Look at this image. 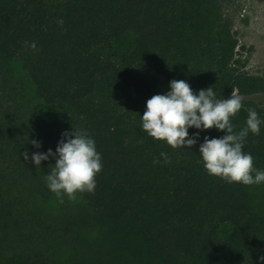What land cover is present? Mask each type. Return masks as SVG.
Listing matches in <instances>:
<instances>
[{"label":"trees","instance_id":"1","mask_svg":"<svg viewBox=\"0 0 264 264\" xmlns=\"http://www.w3.org/2000/svg\"><path fill=\"white\" fill-rule=\"evenodd\" d=\"M223 2L0 0V62L19 61L53 112L52 150L64 131L84 129L103 164L95 191L76 194L75 218L36 209L55 159L37 173L22 155L37 150L20 143L0 104V264H61L62 247L92 229L65 264H264V184L226 183L198 156L204 136L224 133L201 131L196 145L174 149L140 130L146 101L173 79L223 99L264 93V77L244 71ZM248 108L264 118V106L243 100L237 129ZM244 151L264 169V127Z\"/></svg>","mask_w":264,"mask_h":264},{"label":"clouds","instance_id":"2","mask_svg":"<svg viewBox=\"0 0 264 264\" xmlns=\"http://www.w3.org/2000/svg\"><path fill=\"white\" fill-rule=\"evenodd\" d=\"M58 24L63 26L64 20H58ZM28 46L36 49L34 42ZM242 108V97L233 91L229 98L223 99L217 97L212 86L194 91L187 81L173 79L169 81L167 92L153 95L146 101L145 111L140 116V130L174 149L196 145L201 131L213 128L222 131L224 135L204 136L199 143L198 156L207 174L230 184L261 185L264 184V169L254 167L253 156L244 148L249 134H261L264 118L254 108H248L244 125L237 129L232 118ZM189 129L198 131L190 136ZM31 145L36 149L42 147L35 139ZM22 155L24 160L30 158L39 168L41 162L50 157L55 159L45 180L47 188L61 202L64 196L74 199L77 193H93L97 187L96 177L103 168L95 139L84 129L64 131L55 151L26 150ZM160 155L168 159L166 152Z\"/></svg>","mask_w":264,"mask_h":264},{"label":"rangeland","instance_id":"3","mask_svg":"<svg viewBox=\"0 0 264 264\" xmlns=\"http://www.w3.org/2000/svg\"><path fill=\"white\" fill-rule=\"evenodd\" d=\"M223 10L230 18L233 31L238 39L244 71L251 76L264 77V0H224ZM0 96L2 97L0 103L2 120L17 134L20 143L23 146H30L34 151L36 148L32 147L31 141L35 139L42 144L40 149H36L37 151L52 149L53 112L35 96L33 86L19 61L0 62ZM242 99L264 106V93L242 97ZM42 169L43 167H38L37 173L43 171ZM38 189L43 194L34 195L36 209H42L54 217L67 212L75 218L76 197L69 199L64 196L61 202L47 188L45 175ZM89 231L83 233L84 243L73 245L70 241V244L62 247L64 249L57 254V259L61 264L67 262L72 251L79 249L81 244L84 245L87 240L97 235V230ZM68 264H73V262L70 261Z\"/></svg>","mask_w":264,"mask_h":264}]
</instances>
